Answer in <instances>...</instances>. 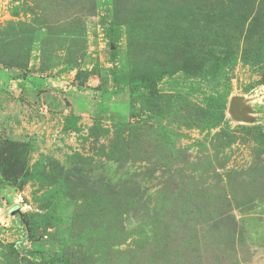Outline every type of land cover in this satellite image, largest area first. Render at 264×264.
<instances>
[{
	"label": "rangeland",
	"instance_id": "obj_1",
	"mask_svg": "<svg viewBox=\"0 0 264 264\" xmlns=\"http://www.w3.org/2000/svg\"><path fill=\"white\" fill-rule=\"evenodd\" d=\"M264 264V0H0V264Z\"/></svg>",
	"mask_w": 264,
	"mask_h": 264
},
{
	"label": "trees",
	"instance_id": "obj_2",
	"mask_svg": "<svg viewBox=\"0 0 264 264\" xmlns=\"http://www.w3.org/2000/svg\"><path fill=\"white\" fill-rule=\"evenodd\" d=\"M70 264H75V263L70 262Z\"/></svg>",
	"mask_w": 264,
	"mask_h": 264
}]
</instances>
